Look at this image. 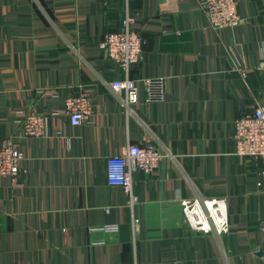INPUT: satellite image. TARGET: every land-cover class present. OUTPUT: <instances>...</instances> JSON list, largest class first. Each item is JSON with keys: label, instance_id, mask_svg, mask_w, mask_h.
Here are the masks:
<instances>
[{"label": "crops", "instance_id": "obj_1", "mask_svg": "<svg viewBox=\"0 0 264 264\" xmlns=\"http://www.w3.org/2000/svg\"><path fill=\"white\" fill-rule=\"evenodd\" d=\"M238 13L215 31L200 0H0V144L24 154L21 188L0 178V264H264L263 167L233 141L235 121L264 107V0ZM127 14L144 45L125 72L100 45ZM126 78L138 83L128 118L110 88ZM145 79L161 83L152 100ZM83 95L92 113L72 127L65 101ZM29 115L41 136L25 135ZM145 142L168 157L133 174L131 209L107 161ZM198 197L227 199L228 234L187 225L181 200Z\"/></svg>", "mask_w": 264, "mask_h": 264}, {"label": "built area", "instance_id": "obj_2", "mask_svg": "<svg viewBox=\"0 0 264 264\" xmlns=\"http://www.w3.org/2000/svg\"><path fill=\"white\" fill-rule=\"evenodd\" d=\"M130 3L132 0H124ZM172 0H164L165 4ZM200 9L205 13L209 27L215 31L236 28L241 24L238 13V0H200ZM134 18L127 14L123 26L118 32L106 33L100 47L104 53L125 72L140 61L143 53L144 40L139 33L133 30ZM264 78V58L260 69ZM243 79L247 78L245 69H238ZM149 98L152 100L153 86L159 81L142 80ZM154 83V84H153ZM161 84V83H160ZM115 97L125 116L129 117L131 107L138 103V83L126 78L110 84ZM158 101H164V92H159ZM149 99V100H150ZM92 99L86 95L79 98H69L65 101L70 125L82 126L92 113ZM25 135L41 136L43 134V118L29 115L25 118ZM233 141L236 155L240 158H252L262 164L260 176L264 178V107H257L252 114L237 119L234 124ZM168 155L161 153L151 142L142 145H128L119 155L109 157L107 161V181L111 187L120 188L128 197V206L134 209L139 199L134 191L133 174L142 173L151 175L160 166ZM24 154L19 146L11 140L0 144V178L9 179L13 186L20 189V172ZM183 215L187 225L202 234L215 233L218 236L231 231L228 202L226 198H204L181 200ZM138 218L132 219V230L135 233L139 226ZM119 226H106L93 229L92 232L116 233ZM104 242L97 246H104ZM145 264V263H137ZM178 264H183L178 262Z\"/></svg>", "mask_w": 264, "mask_h": 264}]
</instances>
